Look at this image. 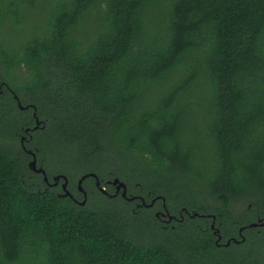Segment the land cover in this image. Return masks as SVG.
Instances as JSON below:
<instances>
[{
    "label": "trees",
    "instance_id": "1",
    "mask_svg": "<svg viewBox=\"0 0 264 264\" xmlns=\"http://www.w3.org/2000/svg\"><path fill=\"white\" fill-rule=\"evenodd\" d=\"M2 82L43 126L31 131L30 110L0 94V264H244L264 252V230L226 248L246 254L222 253L209 217L184 214L214 216L221 243L264 221V0H0ZM23 136L72 198L28 168ZM87 174L106 193L88 177L80 206ZM114 179L133 201L111 197ZM162 203L184 221L161 228Z\"/></svg>",
    "mask_w": 264,
    "mask_h": 264
},
{
    "label": "flooded vegetation",
    "instance_id": "2",
    "mask_svg": "<svg viewBox=\"0 0 264 264\" xmlns=\"http://www.w3.org/2000/svg\"><path fill=\"white\" fill-rule=\"evenodd\" d=\"M4 92H6L9 96H10V98L16 103V105H17V107L19 108V110H21V111H26V112H28L29 110H30V113H29V115H30V117L33 119V121H34V126H33V128L35 127V124H36V119H38V116H37V113L35 112V114H36V117H34V109H35V107L33 106V105H31V104H29V105H27V106H22L21 104V107L22 108H20L19 107V105H18V101H19V99H18V96L14 93V91L8 86V85H6L5 83H0V94H3ZM20 103V102H19ZM23 108H27V109H23ZM38 121L40 122V125L38 126V128L36 129V130H38V129H41L42 128V126H43V122L41 121V120H39L38 119ZM33 128L32 129H30L31 131H35V130H33ZM25 133H26V135H28V138H30L31 137V135H30V132H29V129H26L25 130ZM25 142H27V139H26V137H22L21 138V140H20V144H21V147L23 148V150L28 154V156H30V161L32 160V154H34L35 155V153L34 152H32V151H30V150H26L25 149V146H24V144H25ZM36 157V156H35ZM29 161V162H30ZM36 168L37 169H39V168H42L41 166H39L38 165V163H37V159H36ZM43 169V168H42ZM35 174H37V173H35ZM40 175H42V174H40ZM42 177H43V175H42ZM47 177V176H46ZM53 177H55V176H52L51 177V180H52V183H53ZM52 183H50V182H48L47 181V186H49L50 184H52ZM57 185H60L61 186V183H60V180H59V182H58V184ZM61 188V187H60ZM114 193H115V187H114ZM120 193V192H119ZM118 193V194H119ZM81 196H82V194L81 193H79ZM82 198H83V196H82ZM140 201V204H135L134 205V208H137V209H139V208H142V207H145L144 206V202H143V200H139ZM161 201V200H160ZM162 202V201H161ZM144 203V204H143ZM145 205H147V204H145ZM164 204L162 203V211H160V210H157L156 211V213H155V216H156V218L157 219H159V223H160V227L161 228H163V229H167L168 227H170V228H173L174 226L173 225H171V223L172 222H175V223H177V222H183L184 221V217L183 216H181V215H178L179 217H177V218H174V217H172V219L170 220V221H168V220H166L163 216H162V214L161 213H164L165 211H166V209L164 208V206H163ZM240 205L239 204H236V205H232L231 206V209L234 211V213L235 214H237V210L239 209L238 207H239ZM156 214H158V215H156ZM184 214L187 216V217H189L190 219H193V218H191V216H190V214H188L187 212H185L184 211ZM192 215V214H191ZM160 216V217H159ZM201 217V218H205V217H209V219L211 220V223H210V229H211V225H212V222H213V220H212V215H209V216H202V215H198L197 217ZM171 217V216H170ZM197 217H194V218H197ZM256 222H258V221H256ZM255 222V223H256ZM167 223V224H166ZM214 227L216 228V226H215V222H214ZM246 228H248V229H251V228H249L248 227V225L246 226V225H240L238 228H237V237H233V236H229L228 238H227V240H226V242L227 241H230V244L226 247L225 246V243H221L220 241H221V239H220V241L216 244V240H217V234L215 235L214 233H213V230L211 229V232H212V234H213V236H215V240H214V245L216 246V247H218V248H221V249H226V248H229V246L231 245V243H233V244H235L236 246H239V245H241L242 243H244L245 242V240H246V236H245V234H244V232L247 230ZM217 229V228H216ZM252 229H256L258 232H259V230L261 229V230H263V228H261V227H254V228H252ZM219 234H220V231H219ZM221 236V235H220ZM241 239H244L243 241H241ZM235 241V242H234ZM236 242H239V243H236Z\"/></svg>",
    "mask_w": 264,
    "mask_h": 264
},
{
    "label": "water",
    "instance_id": "3",
    "mask_svg": "<svg viewBox=\"0 0 264 264\" xmlns=\"http://www.w3.org/2000/svg\"><path fill=\"white\" fill-rule=\"evenodd\" d=\"M18 105H19L20 108H22L21 105H20V103H19V101H18ZM23 109H27V108H23ZM35 112H36V110L34 109V114H33L34 117H36ZM39 125H40V122L38 121V119H36V124H35V127L33 128V130H36V129L38 128ZM28 168H29L33 173L42 174V175H43V180H44V182L47 183V177H46V173H45V171H44L42 168H39V169L36 168V157H35L34 154H32V160L28 163ZM88 177H91V178H93V179L95 180V184H96L97 188L100 190V192H102L103 194L106 193L105 189L102 188V187H100V182H99V180L97 179V176H96L95 174H87V175H83V176H81V177L78 179V181H77V183H76L77 191H78L79 193H81L82 196H83L82 200H81L80 202H78V204H79L80 206H84L85 203H86L87 194H86V191H85V190L83 189V187H82V182H83L86 178H88ZM59 180H62V183H61V186H60V187H61V190H62V193H63L62 196H63V197H69V198H72L70 192H69L68 189H67V186H68V179H67L64 175H58V176L53 177V183L50 184L49 186H57ZM110 184H111L113 187H115V193L112 194L111 197H115V196H117L118 193L120 192V196H121L123 199H126V200H128V201H133V200H134V198H126V192H127V189H126V186H125V184H124L123 182H120L118 179H114L113 181L110 182ZM161 201L164 203V200H163V199H162ZM153 203H154V200H153L150 204H148V205H145L144 203H143V204H144L145 207H151V206L153 205ZM156 215H158V214H156ZM162 216L165 217V218H168V221H170V220L172 219V217H170V216L168 215V213L162 214ZM190 216H191V218H194V217H197L198 214H192V215H190ZM212 220H213V222H212V225H211V229L213 230V233H214L215 235L217 234V240H216V244H217V243L220 241L221 236H220V234H219V230L216 229V228L214 227V222H215V217H214V216H212ZM248 227H249V228L261 227V228H263V230H264V221H258V222H256V223H251V224L248 225ZM243 240H244V239H241V241H243ZM234 242H235V241H234ZM236 243H239V242H236ZM229 244H230V241H227V242L225 243V246L227 247Z\"/></svg>",
    "mask_w": 264,
    "mask_h": 264
},
{
    "label": "rangeland",
    "instance_id": "4",
    "mask_svg": "<svg viewBox=\"0 0 264 264\" xmlns=\"http://www.w3.org/2000/svg\"><path fill=\"white\" fill-rule=\"evenodd\" d=\"M8 36V41L10 42V41H13V40H16L17 39V35H16V33L13 31V30H9V34L7 35ZM18 74H19V76H22L23 77V75H24V73H23V70L22 71H19L18 72ZM4 78L5 79H7V75L4 73ZM8 78H10V77H8ZM18 82H21V84L24 82V81H22L20 78H18ZM77 181L78 180H76V183H77ZM119 200V199H118ZM96 201L98 202V203H102V202H104V201H102V199L101 198H99V197H97L96 198ZM120 201V200H119ZM105 203V202H104ZM113 204H116V201H114L113 202ZM119 205H124V203H123V201L120 203V204H118V206ZM242 207L243 206H239L238 208V210H237V214L238 213H240L241 212V210H242ZM253 248V246L251 247V245L250 246H248V245H246V246H244L243 248H238V247H233V248H231V250H226V249H222L221 250V252L222 253H224V252H227V253H229V254H233V253H236V252H240V253H244V254H246L247 253V251L248 250H250V249H252ZM255 252H258V250H255ZM260 257H261V260L263 261V263H264V252L262 253H260L259 255H255L254 256V259H253V257H251L250 258V261H245L246 263H244V264H255V263H258V262H260ZM253 261V262H252ZM256 261V262H255ZM238 262V261H237ZM255 262V263H254ZM260 264H261V262H260Z\"/></svg>",
    "mask_w": 264,
    "mask_h": 264
}]
</instances>
